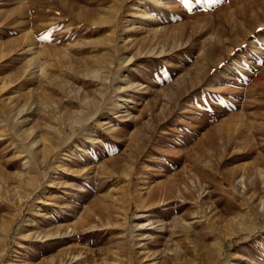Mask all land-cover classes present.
Segmentation results:
<instances>
[{
    "label": "rangeland",
    "instance_id": "rangeland-1",
    "mask_svg": "<svg viewBox=\"0 0 264 264\" xmlns=\"http://www.w3.org/2000/svg\"><path fill=\"white\" fill-rule=\"evenodd\" d=\"M154 260L264 264V0H0V264Z\"/></svg>",
    "mask_w": 264,
    "mask_h": 264
},
{
    "label": "bare ground",
    "instance_id": "bare-ground-1",
    "mask_svg": "<svg viewBox=\"0 0 264 264\" xmlns=\"http://www.w3.org/2000/svg\"><path fill=\"white\" fill-rule=\"evenodd\" d=\"M41 73H42V72H41ZM85 103H86V102H85ZM18 120H19V119H18ZM31 138H32V137H31ZM45 138H46V137H45ZM45 138H42V139H39V137H38V138H34V140H32V147H33V149H34V148H37L38 145L41 143V141H46ZM53 147H54V146H53ZM36 153H37V152H36ZM36 153H35V154H36ZM49 154H51L50 151H49ZM49 154H48V155H49ZM46 158H47V155L44 156V159H46ZM49 158H50V157H49ZM60 166H61V165H60ZM62 166H63V165H62ZM59 168H60V167H59ZM19 177H20V176H19ZM33 180H34V179H33ZM34 182H35V181H34ZM29 183H30V182H29ZM32 184H33V183H32ZM34 184H35V183H34ZM34 184H33V186H34ZM33 186H32V187H33ZM76 230H77V229H76ZM68 234H69V233H68ZM59 235H60V234H59ZM59 235H58V236H59ZM61 235H62V234H61ZM54 236H55V235H54ZM54 236H53V237H54ZM58 236H57V237H58ZM59 237H60V236H59ZM59 237H58V238H59ZM54 239H55V238H54ZM67 250H68V249H67ZM63 251H64V250H63ZM66 252H67V251H66ZM61 255H62V254H61ZM69 255H70V254H69ZM80 256H81V255H80ZM76 257H77V256H76ZM73 258H75V257H73ZM78 258H79V257H78ZM156 258H157V257H156ZM71 261H72V260H71ZM159 263H160V262H159ZM151 264H158V261H157V260H154V261L151 262Z\"/></svg>",
    "mask_w": 264,
    "mask_h": 264
}]
</instances>
